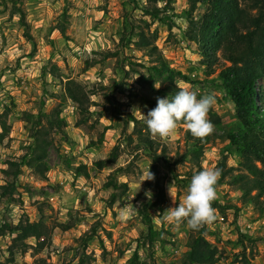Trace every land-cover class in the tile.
<instances>
[{
  "label": "rangeland",
  "instance_id": "374dc122",
  "mask_svg": "<svg viewBox=\"0 0 264 264\" xmlns=\"http://www.w3.org/2000/svg\"><path fill=\"white\" fill-rule=\"evenodd\" d=\"M144 6L165 8L170 23L146 15ZM191 7L192 0H0V264H131L135 254L147 264H185L187 222H164L156 214L178 206L193 174L219 169L222 160L227 175L216 191L223 210L215 208L217 219L205 225V238L218 252L216 264H264V203L250 201L233 182L246 171L224 139L238 126L217 79L230 63L218 51L208 65L186 37L189 22L180 14ZM204 9L196 3L194 20ZM125 20L134 24L133 33L125 31ZM161 63L194 83L177 74L151 75L148 68ZM177 83L216 97L208 113L215 130L199 141L198 154L184 124L161 139L140 114L155 108L157 97L169 96L168 88L177 92ZM257 89L264 90V77ZM38 120L49 144L35 150L31 135ZM140 131L154 142L155 154L138 144ZM155 156L164 197L150 211L157 233L148 247L139 239L145 230L139 210L156 190L141 180ZM13 163L23 164L17 176ZM130 202L137 210L121 218ZM26 222L42 224L46 236L19 241L5 228Z\"/></svg>",
  "mask_w": 264,
  "mask_h": 264
},
{
  "label": "trees",
  "instance_id": "16d2710c",
  "mask_svg": "<svg viewBox=\"0 0 264 264\" xmlns=\"http://www.w3.org/2000/svg\"><path fill=\"white\" fill-rule=\"evenodd\" d=\"M135 1V0H131ZM197 2L203 3L205 9L199 19L194 20L192 12ZM141 11L146 15H150L153 19L160 21L162 24L170 23L168 10L165 8H155L144 6ZM163 12V13H161ZM181 17L189 22V28L186 32V37L197 44L199 52L205 58L208 65L216 61V53L221 52L223 58L230 63L229 66L223 68L217 79L220 81V89L224 96L234 105L235 118L238 126L235 130L229 132L224 139L228 141V151L235 153L240 158V165L246 171L233 176L232 180L238 184L244 196L250 201L254 199L259 204L264 203V169L256 166L259 162L264 166V111L261 110V104H264V90L258 91L257 84L264 77V0H192V7L189 11L183 10ZM134 24L128 20L124 21L125 31L133 33ZM143 45H149V42L143 37ZM28 40L31 37L27 35ZM131 38H127L130 42ZM154 51L155 47L149 48ZM213 58V59H212ZM151 75L158 78L172 77L180 75L187 81H193L185 77L181 72L174 71L168 66L161 63L159 66H151L148 68ZM194 83V81L192 82ZM70 97L78 104L82 111L86 108L82 106L79 98L68 89ZM169 95H174L176 89L168 88ZM167 92V93H168ZM5 116V115H2ZM131 122H136L133 116L129 115ZM184 124L183 121L180 122ZM36 124V131L31 135L33 139V149L39 148L41 144L48 145L49 141L46 134ZM4 125V124H3ZM5 132L6 129H3ZM186 134L189 139H193V153L198 154L201 150L199 139L193 137L191 132L187 130ZM3 133H0V142L2 141ZM138 144L147 146L150 154H155L153 144L147 134L140 131L137 135ZM206 140V138H204ZM207 141V140H206ZM116 149L111 151L113 155L112 161L115 160ZM158 156L153 159V164L150 171L154 173L155 179L151 181L153 188L156 190L155 199L142 204L139 210V215L143 220L145 227L144 232L139 239L145 240L144 246L151 247L155 241L156 230L154 229L150 211L160 204L163 200L164 192L159 182L156 179L157 170L156 162ZM35 161H39L36 158ZM165 163H168L164 159ZM24 163V162H22ZM105 162L100 161L98 165L101 167ZM23 164H10V168H14V175L17 176L20 172V166ZM30 165V164H29ZM41 172L45 171V167L40 165ZM226 162L222 160L219 164L221 172L217 183H223L227 175ZM228 171H231L229 168ZM8 173V170L5 171ZM251 192L255 195L251 196ZM112 200L114 198L112 197ZM214 208L223 210L216 199L212 205ZM264 209V204L262 206ZM19 225V224H18ZM8 226L9 233L16 234V238L20 241L28 237H33L36 240L44 238L46 230L39 223L26 222L24 225ZM190 235L186 243V253L183 261L185 264H216L217 250L205 238L206 226L194 231L190 229ZM46 236V235H45ZM88 239L91 236L87 237ZM43 243L39 244L42 248ZM79 264H82V260ZM131 264H147L139 262L137 254H135Z\"/></svg>",
  "mask_w": 264,
  "mask_h": 264
},
{
  "label": "clouds",
  "instance_id": "9594fccd",
  "mask_svg": "<svg viewBox=\"0 0 264 264\" xmlns=\"http://www.w3.org/2000/svg\"><path fill=\"white\" fill-rule=\"evenodd\" d=\"M154 87L158 90L161 85L155 83ZM176 88L178 91L174 95L157 97L156 107L149 110L146 115L136 107L133 108V112L140 111L148 131L154 137L168 138L181 121L184 122L186 129L191 132L193 137L204 139L211 135L215 126L209 120L208 113L216 103L215 95L212 93L200 94L199 90H192L187 84L177 83ZM220 174V170L213 167L204 168L193 174L187 194L178 203V206L169 207L156 215L160 216L164 222L176 225L186 221L187 226L194 231L213 223L217 219V210L212 205L217 199L216 185ZM154 179V173L149 168L143 173L141 183ZM168 193L175 205L176 199L170 186ZM145 196L149 200L152 199L153 193L150 189L145 191ZM137 208L138 206H134L131 202L126 203L121 209V218L134 213Z\"/></svg>",
  "mask_w": 264,
  "mask_h": 264
}]
</instances>
